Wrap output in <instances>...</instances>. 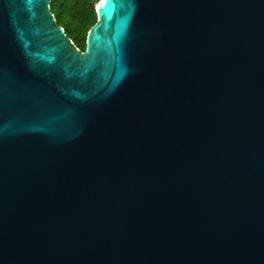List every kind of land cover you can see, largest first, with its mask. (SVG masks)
<instances>
[{
    "label": "water",
    "instance_id": "obj_1",
    "mask_svg": "<svg viewBox=\"0 0 264 264\" xmlns=\"http://www.w3.org/2000/svg\"><path fill=\"white\" fill-rule=\"evenodd\" d=\"M0 0V264H264V0Z\"/></svg>",
    "mask_w": 264,
    "mask_h": 264
},
{
    "label": "trees",
    "instance_id": "obj_2",
    "mask_svg": "<svg viewBox=\"0 0 264 264\" xmlns=\"http://www.w3.org/2000/svg\"><path fill=\"white\" fill-rule=\"evenodd\" d=\"M97 0H51L50 11L75 46L84 51L89 28L96 22Z\"/></svg>",
    "mask_w": 264,
    "mask_h": 264
},
{
    "label": "snow or ice",
    "instance_id": "obj_3",
    "mask_svg": "<svg viewBox=\"0 0 264 264\" xmlns=\"http://www.w3.org/2000/svg\"><path fill=\"white\" fill-rule=\"evenodd\" d=\"M101 2H102V4H103L104 0H101Z\"/></svg>",
    "mask_w": 264,
    "mask_h": 264
}]
</instances>
